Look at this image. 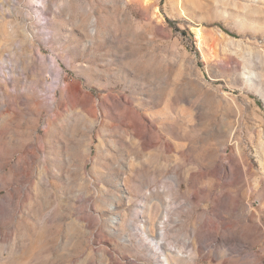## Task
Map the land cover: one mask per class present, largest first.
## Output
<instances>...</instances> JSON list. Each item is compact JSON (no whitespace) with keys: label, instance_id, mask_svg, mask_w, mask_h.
I'll list each match as a JSON object with an SVG mask.
<instances>
[{"label":"rangeland","instance_id":"1","mask_svg":"<svg viewBox=\"0 0 264 264\" xmlns=\"http://www.w3.org/2000/svg\"><path fill=\"white\" fill-rule=\"evenodd\" d=\"M0 264H264V0H0Z\"/></svg>","mask_w":264,"mask_h":264},{"label":"bare ground","instance_id":"2","mask_svg":"<svg viewBox=\"0 0 264 264\" xmlns=\"http://www.w3.org/2000/svg\"><path fill=\"white\" fill-rule=\"evenodd\" d=\"M199 34V32L197 31V35ZM197 37V36H196ZM161 236H164V231L161 230ZM167 262V261H166Z\"/></svg>","mask_w":264,"mask_h":264},{"label":"trees","instance_id":"3","mask_svg":"<svg viewBox=\"0 0 264 264\" xmlns=\"http://www.w3.org/2000/svg\"><path fill=\"white\" fill-rule=\"evenodd\" d=\"M226 32H229V31H227L226 29H224ZM189 34H191V33H189Z\"/></svg>","mask_w":264,"mask_h":264}]
</instances>
